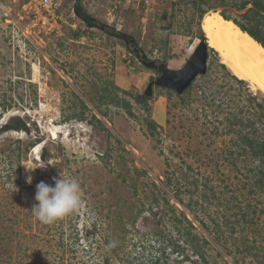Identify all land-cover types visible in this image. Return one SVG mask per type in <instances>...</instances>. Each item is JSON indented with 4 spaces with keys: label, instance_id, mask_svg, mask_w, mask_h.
Listing matches in <instances>:
<instances>
[{
    "label": "rangeland",
    "instance_id": "obj_1",
    "mask_svg": "<svg viewBox=\"0 0 264 264\" xmlns=\"http://www.w3.org/2000/svg\"><path fill=\"white\" fill-rule=\"evenodd\" d=\"M149 1H2L0 264H264L258 164L235 146L250 129L228 127L249 118L264 136V97L208 47L206 73L183 93L153 85L145 95L159 76L148 64L181 69L205 13L247 24L250 5ZM11 118L27 130L3 131ZM60 175L80 182L83 204L45 225L31 212L36 185Z\"/></svg>",
    "mask_w": 264,
    "mask_h": 264
},
{
    "label": "bare ground",
    "instance_id": "obj_2",
    "mask_svg": "<svg viewBox=\"0 0 264 264\" xmlns=\"http://www.w3.org/2000/svg\"><path fill=\"white\" fill-rule=\"evenodd\" d=\"M199 27L219 63L237 80L245 82L249 91L264 97V48L218 11L205 14Z\"/></svg>",
    "mask_w": 264,
    "mask_h": 264
},
{
    "label": "trees",
    "instance_id": "obj_3",
    "mask_svg": "<svg viewBox=\"0 0 264 264\" xmlns=\"http://www.w3.org/2000/svg\"><path fill=\"white\" fill-rule=\"evenodd\" d=\"M198 2H203V0H198ZM194 3H197L195 1ZM250 5L245 12L241 15V18L246 21L247 24L240 23L234 19H230L224 14H220L224 19L231 20L243 33L247 34L249 37H251L255 42L260 44L262 48H264V0H246L239 5V9L243 10L246 8L247 5ZM75 14L86 24L88 27H100L96 23L90 21V18L85 14V12L78 10L75 8L74 10ZM207 14V13H205ZM204 14V15H205ZM203 15V16H204ZM202 16V17H203ZM100 29V28H99ZM202 37V36H201ZM221 65V64H220ZM222 68L225 69L223 65H221ZM238 83H242V81L236 80ZM254 97L251 96L250 101H253ZM127 106V104H124ZM260 109L262 110V106H260ZM130 114V113H129ZM80 121H82L83 115L79 116ZM245 123H242L241 118H233L231 121L228 122V127L238 126L241 125L242 127L249 128L248 133H239L237 135V140L235 146L236 151L240 150L239 152H233L234 154L239 153L243 156H248L249 159L252 162H255L258 164L257 169L254 171L252 176V184L253 189L258 188L259 190L264 192V136H260L256 134L255 130V123L254 120H244ZM149 126L151 128H155V125L153 123H149ZM239 149V150H238ZM252 191V190H251ZM166 203L167 201L164 200ZM181 202L180 200H178ZM153 203H156V198H153ZM175 210V209H173ZM179 215L187 221L188 225L192 227L190 222L186 219L185 215L179 212ZM175 221L179 222L176 218H174ZM188 235V234H187ZM203 240V239H202ZM196 236H192V238L187 243L191 244L195 247V244H197ZM205 242V241H203ZM176 246L173 244L171 246V253H178V251L175 249ZM182 253V251L180 252ZM193 253H198L197 250H194ZM201 256V254H199ZM159 260L156 259L153 264H158Z\"/></svg>",
    "mask_w": 264,
    "mask_h": 264
},
{
    "label": "clouds",
    "instance_id": "obj_4",
    "mask_svg": "<svg viewBox=\"0 0 264 264\" xmlns=\"http://www.w3.org/2000/svg\"><path fill=\"white\" fill-rule=\"evenodd\" d=\"M32 183V176L26 177ZM84 192L74 177H53V184L40 181L36 185L31 212L42 224L51 225L78 210L83 204Z\"/></svg>",
    "mask_w": 264,
    "mask_h": 264
},
{
    "label": "water",
    "instance_id": "obj_5",
    "mask_svg": "<svg viewBox=\"0 0 264 264\" xmlns=\"http://www.w3.org/2000/svg\"><path fill=\"white\" fill-rule=\"evenodd\" d=\"M207 52L208 48L206 41L202 36L197 48L193 51L181 69L170 70L164 64L159 66L152 63L148 64V67L153 69L154 67L156 68L159 76L148 84L145 95L149 96L151 94L153 85L171 90L176 94L183 93L196 77L206 73ZM2 129L3 131L7 129L26 131L27 127L21 123L19 119L15 118L14 120H10L7 124H4Z\"/></svg>",
    "mask_w": 264,
    "mask_h": 264
},
{
    "label": "built area",
    "instance_id": "obj_6",
    "mask_svg": "<svg viewBox=\"0 0 264 264\" xmlns=\"http://www.w3.org/2000/svg\"><path fill=\"white\" fill-rule=\"evenodd\" d=\"M3 0H0V14L3 13L5 15V12L7 11V9H5V6L2 2ZM35 2H37V4L41 7V8H45V9H51L53 6H55V1L56 0H34ZM128 5H133L136 4L141 5L142 7H144L145 5L148 6L151 1L149 0H124ZM148 2H150L148 4Z\"/></svg>",
    "mask_w": 264,
    "mask_h": 264
},
{
    "label": "flooded vegetation",
    "instance_id": "obj_7",
    "mask_svg": "<svg viewBox=\"0 0 264 264\" xmlns=\"http://www.w3.org/2000/svg\"><path fill=\"white\" fill-rule=\"evenodd\" d=\"M152 70H154L158 75H159V73L157 72V70H156V68L154 67V69L153 68H151Z\"/></svg>",
    "mask_w": 264,
    "mask_h": 264
}]
</instances>
